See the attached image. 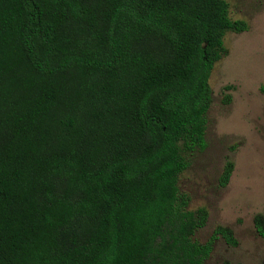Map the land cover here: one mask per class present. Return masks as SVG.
I'll list each match as a JSON object with an SVG mask.
<instances>
[{"label":"trees","instance_id":"trees-1","mask_svg":"<svg viewBox=\"0 0 264 264\" xmlns=\"http://www.w3.org/2000/svg\"><path fill=\"white\" fill-rule=\"evenodd\" d=\"M237 23L223 0H0V264H204L177 178Z\"/></svg>","mask_w":264,"mask_h":264},{"label":"rangeland","instance_id":"rangeland-1","mask_svg":"<svg viewBox=\"0 0 264 264\" xmlns=\"http://www.w3.org/2000/svg\"><path fill=\"white\" fill-rule=\"evenodd\" d=\"M223 1L238 25L208 79L206 146L184 154L177 185L204 220L193 236L211 245L204 264H264V0Z\"/></svg>","mask_w":264,"mask_h":264}]
</instances>
